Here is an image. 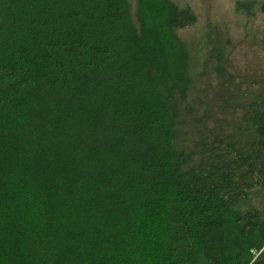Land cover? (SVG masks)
I'll return each instance as SVG.
<instances>
[{
    "label": "trees",
    "instance_id": "trees-1",
    "mask_svg": "<svg viewBox=\"0 0 264 264\" xmlns=\"http://www.w3.org/2000/svg\"><path fill=\"white\" fill-rule=\"evenodd\" d=\"M197 21L174 0H0V264H264V80L235 94L216 27L195 67ZM207 70L235 97L223 132Z\"/></svg>",
    "mask_w": 264,
    "mask_h": 264
},
{
    "label": "rangeland",
    "instance_id": "rangeland-1",
    "mask_svg": "<svg viewBox=\"0 0 264 264\" xmlns=\"http://www.w3.org/2000/svg\"><path fill=\"white\" fill-rule=\"evenodd\" d=\"M181 7H189L197 16V23L195 26L187 28L179 32V36L185 41L190 53L195 59L194 66L199 68L200 57L197 56L198 46L200 56L206 54L204 46L206 35L208 32H213L216 27L218 32H221L226 40V50L228 52L227 70L229 74L234 76V82L231 87L236 94V87L244 90L249 82H258L264 80V51L259 42L262 37L256 41H251L249 32H261L264 37V15L259 14L253 21L249 23V18L245 16H238L233 11L234 5L237 1L249 0H174ZM260 1V0H255ZM132 10H136V0H130ZM205 36V38H204ZM197 58V60H196ZM199 86L204 90L203 95L205 101L209 104L210 112L213 113L208 126L211 129L219 127L222 132L224 124L231 125L235 119L236 105L235 97L229 98L228 104H222L219 98V93H232L229 89L222 90L217 87L214 77L210 71H206V76L201 79ZM195 108L198 109L197 115L201 116L203 107H199L194 103ZM261 254V253H260ZM259 254V255H260ZM258 255V256H259ZM264 258V253L261 255Z\"/></svg>",
    "mask_w": 264,
    "mask_h": 264
}]
</instances>
